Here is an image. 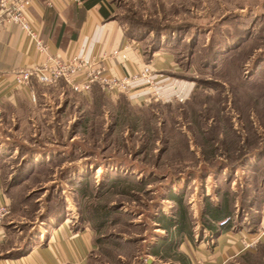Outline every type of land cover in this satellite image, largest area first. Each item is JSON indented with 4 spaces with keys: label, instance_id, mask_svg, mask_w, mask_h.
Returning a JSON list of instances; mask_svg holds the SVG:
<instances>
[{
    "label": "rangeland",
    "instance_id": "1",
    "mask_svg": "<svg viewBox=\"0 0 264 264\" xmlns=\"http://www.w3.org/2000/svg\"><path fill=\"white\" fill-rule=\"evenodd\" d=\"M110 3L112 16L146 32L145 46L158 41L176 58L177 77L193 89L182 100L141 102L91 90L67 114L0 118V144L11 154L0 169L3 186L11 183L9 242L25 239L47 213L71 215L95 240L85 264H168L146 254L164 234L153 216L175 207L162 199L168 190L182 195L197 238L203 204L218 202L219 191L233 198L228 230L262 218L264 0ZM208 143L216 153L203 160ZM140 176L147 191L133 189ZM103 205L95 229L85 219ZM229 264H264V240Z\"/></svg>",
    "mask_w": 264,
    "mask_h": 264
},
{
    "label": "crops",
    "instance_id": "2",
    "mask_svg": "<svg viewBox=\"0 0 264 264\" xmlns=\"http://www.w3.org/2000/svg\"><path fill=\"white\" fill-rule=\"evenodd\" d=\"M106 1L32 0L28 14L31 21L40 25L39 36L48 53L60 59L70 55L93 58L98 60L105 73L114 75L132 74L147 63L157 85V99L182 100L189 95L194 84L176 76L179 69L172 54L158 49L145 62L144 40L128 39L116 19L103 18L100 14L99 7ZM40 58L33 42L16 24H0V118L67 114L73 107L77 110L82 103H88L90 94L73 92L61 80L50 85L33 81L31 87L35 98L31 101L28 88L13 82V73L18 67L31 65ZM133 85L134 89L126 95L127 98L141 102L149 95L150 91L142 80ZM76 100L80 103H74ZM3 146L0 144V169L8 164L11 155ZM3 185L0 174V204L8 203ZM48 219L21 242L10 243L7 227L12 221L5 215L0 223V264H85L94 244L89 227L78 226L71 215ZM195 229L200 238L194 236L193 241L181 238V248L188 264H229L245 250L240 246V238L252 234L246 228L223 229L216 234H209L199 224H195ZM22 247V255H6Z\"/></svg>",
    "mask_w": 264,
    "mask_h": 264
},
{
    "label": "built area",
    "instance_id": "3",
    "mask_svg": "<svg viewBox=\"0 0 264 264\" xmlns=\"http://www.w3.org/2000/svg\"><path fill=\"white\" fill-rule=\"evenodd\" d=\"M32 0H0V24H16L21 31L33 42L37 53L42 58L28 66L18 67L13 73V82L18 86H25L29 90V98L34 101L35 93L31 84L50 85L61 80L73 92L81 95L88 94L93 85L97 86L105 94L116 97L118 93L129 94L133 89V83L142 80L150 91L143 100L150 97L158 98L156 93L153 72L147 63L142 64L141 69L132 74H108L104 72L98 60L85 56L70 55L60 59L46 51V44L39 36L40 25L31 21L28 7ZM154 95V96H153ZM9 212L8 203L0 204V223ZM262 218L254 232L249 237H241L239 242L242 249L252 248L257 242L264 240V208L260 210ZM229 217L219 221L218 226L224 224ZM57 264H64L58 262Z\"/></svg>",
    "mask_w": 264,
    "mask_h": 264
},
{
    "label": "trees",
    "instance_id": "4",
    "mask_svg": "<svg viewBox=\"0 0 264 264\" xmlns=\"http://www.w3.org/2000/svg\"><path fill=\"white\" fill-rule=\"evenodd\" d=\"M94 1V0H92ZM110 2L111 0H108L105 2V5H102L99 7V12L102 15L103 18H109V19H116L120 25L122 26L123 34L128 39H139L143 40V38L146 37V32L140 31V25L138 23L130 24L133 26V28H130L127 25H124L123 22L120 21L116 16H112L110 12ZM137 26V27H136ZM158 49H162L161 44L156 42H150L148 46H145L142 48L143 52V58L145 62H148L152 53L155 52ZM174 62H177L176 58H173ZM179 75L178 73L176 76ZM92 90L100 91V89L97 86L92 87ZM208 142V141H207ZM207 148L209 150L206 153L203 150H200V156H202L203 160H206L207 158H213L216 153V149L212 148V146L208 143L206 144ZM215 147V146H214ZM223 151L226 152V149L223 148ZM226 152L224 156H228ZM244 155V154H243ZM243 155L236 154V156L233 157L231 160V163H236L235 161L240 159ZM232 157V156H230ZM134 188L140 191H147L146 186L149 184V181L140 176L138 179H135L134 182ZM129 185V184H128ZM10 184H7L5 186V189L8 191ZM220 199L218 202L210 203L205 202L203 204L202 210L200 211L199 216V225L205 229L209 234H216L219 231L223 229H229L233 228V225L230 221L231 217V210H232V203L233 198L227 194L225 191H219ZM217 193V194H218ZM162 199L170 200L175 204V207L172 211L169 213H162L157 212L153 218L152 222L164 232V234L161 236V238H156L153 240V242H149L146 254L156 257L160 259L163 262H167L168 264H188V258L183 254L182 251L178 250V244L181 241V238L185 237L190 241H193V230H192V219L187 211L186 203H184L182 195L179 193H175L173 191L168 190L167 194L163 196ZM253 201L248 203V208L253 206ZM108 211L106 210L105 205L102 207H96L94 210H92V213L89 217L85 219V221H90L91 223H95V229L98 227H101L103 225L104 220L106 219V214ZM255 213V212H254ZM60 214H53V213H47V215L44 218H58L60 217ZM225 217H229V219L222 225L218 226V223L220 220H222ZM260 221V218L256 217L254 222H251V224H244L243 227L246 228L248 231H253L256 228V225ZM247 225V226H246ZM81 226V225H78ZM91 227V226H90ZM92 228V227H91ZM93 230V228H92ZM94 231V230H93ZM93 241H95L93 239ZM24 247L22 249H15L13 251H9L6 253L7 256H19L22 255ZM88 260V257H87Z\"/></svg>",
    "mask_w": 264,
    "mask_h": 264
}]
</instances>
